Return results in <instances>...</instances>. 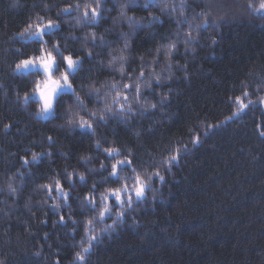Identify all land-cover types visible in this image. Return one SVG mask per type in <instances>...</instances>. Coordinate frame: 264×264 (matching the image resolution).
Listing matches in <instances>:
<instances>
[{
	"label": "trees",
	"instance_id": "16d2710c",
	"mask_svg": "<svg viewBox=\"0 0 264 264\" xmlns=\"http://www.w3.org/2000/svg\"><path fill=\"white\" fill-rule=\"evenodd\" d=\"M262 2L0 0V264H264V106L254 101L236 112L237 97L264 96ZM97 4L98 17L84 18L86 6L90 13ZM209 11L219 23L198 28ZM48 21L58 27L43 37L47 43L21 35ZM171 43L177 47L169 55ZM57 44L63 55L83 60L70 78L78 77L85 107L68 99L43 117L33 95L42 72L16 68L40 56L35 49L59 59ZM121 68L131 76L143 72L147 81L127 101L132 110L92 120L95 135L69 125L70 116L90 119L87 112L106 102L113 112L123 105ZM89 88L100 90L99 99L87 95ZM184 146L171 170L164 168L161 161ZM107 148L132 161L124 169L161 170L164 177L114 228L86 203L119 186ZM33 153L45 155L34 161ZM57 180L67 199L55 190ZM86 232L96 239L85 241Z\"/></svg>",
	"mask_w": 264,
	"mask_h": 264
},
{
	"label": "snow or ice",
	"instance_id": "6c2138e0",
	"mask_svg": "<svg viewBox=\"0 0 264 264\" xmlns=\"http://www.w3.org/2000/svg\"><path fill=\"white\" fill-rule=\"evenodd\" d=\"M148 2V0H146V3ZM183 6V5H182ZM209 8L211 7V4L207 5ZM77 8H79V5H76ZM99 7V4H97V7H91L90 9V13L88 10V6H86L85 8V12H84V18H88L89 16H91L92 19H96L99 15L97 8ZM72 5H68L66 8L63 9L64 12H69L71 11ZM260 11H264V2H262L260 4L259 9ZM203 15V13L201 14ZM208 18L205 19L203 21V24L201 25H197L198 28L200 27H204V25H208V24H218L219 20L215 19L212 17L211 12L209 11L207 13ZM153 19H158V17H153ZM185 22H187V20H185ZM58 27L57 24H54L52 21H48L47 24L41 26V25H37L35 30H31V25L29 26L28 29H25L24 33H21L22 36H26L28 39H33V38H38L41 42L43 43H47V41H43V37L48 34L52 29ZM188 37H191V33H188ZM91 38L93 40L96 39V34L92 33L91 34ZM73 39H75V37H73ZM104 38L101 37V40H103ZM187 43V40H186ZM56 50L57 53H59V59H57L56 56L53 55V53L51 51L45 52V50L43 48L40 49H35V51H39L42 54L40 56H37L35 58H29L26 60L21 61L20 64L17 65L16 70L19 71L20 69H27L29 66L32 67H39L43 73L46 76V79H44L42 82L37 80L34 83V88H35V92L39 94V98L42 100V106L40 108L39 111V115L43 116L46 113H50L55 111L56 109L60 108L63 106L64 103L67 102L68 99H74L76 102V105L79 108H84L85 107V101L84 99L81 98V96L76 94V80L78 79V77H76L75 75H72V77L70 78V73H74L76 71V68L78 65H83V60L79 57H77L76 59H73V56L70 55H63L62 53H60V47L59 45H54L53 46ZM125 47H127V44L125 45ZM177 45L176 43H171L168 45V50H169V55H171V53L173 51H175ZM157 51L159 52V49H157ZM87 56L91 57L92 53L91 52H87L86 53ZM62 66L66 67L67 70L62 71L61 72V68ZM120 71L123 73V68L120 69ZM54 72H60V77L57 79L53 78V73ZM141 76H143V72H141ZM79 79H83L82 77H80ZM157 80H159V76L156 77ZM80 88L83 90L86 86L81 83ZM112 87H115V85H113ZM124 88H130L131 86L128 84H124L123 85ZM136 90H137V95H139V85H136ZM60 89H66L68 90V92L71 93V96L68 97H58L57 96V92ZM99 89H94V88H89L87 95L88 96H92L93 93L96 94L97 99H99ZM244 95H248V93H244ZM119 96V94H118ZM25 98H28V94H25ZM118 99V97H117ZM125 100H127V96L125 95L124 97ZM238 101L240 100V97L236 98ZM261 101L264 102V97L261 98ZM251 103V102H250ZM123 105H120V111H123ZM152 108H155L156 105H151ZM241 108H245L247 107L246 105H244L241 101L240 104ZM88 117H90V119H85L83 116H80L78 119L73 115L70 116L68 119V124L75 127H79L80 129H87L92 135H95V127L92 123V120L97 121L98 124L100 123H104L106 122V118L108 116L114 115L113 110L111 108V106L106 102L104 105L103 110H98V111H88L87 112ZM5 127H8L7 125H5ZM48 139L50 141H52V137H48ZM199 142L198 137H195L193 139V144H196ZM96 147L99 148L100 147V142L96 141ZM104 151L106 153H108L109 156H111L113 153H118L117 149L114 148H107L104 149ZM187 151V147L184 146L182 148H178L175 150V154L169 155L167 156L163 161H161V163L164 165V167L170 171L171 170V166L178 162L179 156L182 153H185ZM38 155H45V154H36L33 153V160H37ZM46 155H51V153H47ZM131 155V153H130ZM81 159H85L84 157H81ZM25 163H27V161H25ZM132 161L129 159H125V160H118L116 161V163L111 164V173L110 175L113 177H117L118 176V168L119 167H123L125 165H128L129 167H131ZM106 165L101 164V169H106ZM91 171V170H90ZM133 171L135 172V169H133ZM70 175V174H69ZM153 177H157L160 181L164 180V177L160 174L159 170L154 171L153 173L149 174L147 181H145L144 179L141 178V176L139 174H137L135 176V183L132 186V188H129L127 184L123 185L120 188H116V189H108V192L111 193V195H113L115 197V201L118 202L121 207L127 203L128 207L131 208L133 200H132V194L135 195V197H137L138 199H144L145 198V192L147 190L151 189V183L150 181H152ZM79 179L81 181L85 180V176L83 173L79 174ZM71 184V179H69L68 181ZM42 187L47 188L49 190V192H51L52 189V185H42ZM95 187V186H93ZM55 190L61 195L63 196L65 199H67V196L69 195L68 193L64 192L62 185L60 183L59 180H57L55 182ZM12 191H15V189H12ZM122 194H127V199L125 201V199L122 198ZM102 201H104L102 203V207L101 210L98 213L99 219L103 220L109 213H111L112 211V207L107 203L108 200V196L107 195H103L101 197ZM86 203L92 205L93 207H95V200L94 198H86ZM56 207H59L58 205H56ZM124 213L123 212H118L117 213V218L118 219H122ZM63 217H60V220L63 221ZM95 219V218H93ZM87 223L89 225H91L93 223V220H89L87 221ZM115 221L113 222L112 225H106L107 228H114L115 227ZM96 237L92 236L90 237V242L91 240H95ZM91 246V244H90ZM85 252L88 251V249H84ZM76 258L80 261H83L84 257L81 255V253H77L76 254Z\"/></svg>",
	"mask_w": 264,
	"mask_h": 264
},
{
	"label": "rangeland",
	"instance_id": "374dc122",
	"mask_svg": "<svg viewBox=\"0 0 264 264\" xmlns=\"http://www.w3.org/2000/svg\"><path fill=\"white\" fill-rule=\"evenodd\" d=\"M45 24H47V22H44V23H41L40 25L41 26H43V25H45ZM39 25V24H38ZM36 26L37 25H35V26H33L32 27V29H33V31L35 30V28H36ZM45 52H48V51H45ZM52 53H53V55L55 56V54H54V52L53 51H51ZM42 54V53H41ZM73 59H76V58H73ZM26 60V59H25ZM79 66V65H78ZM77 66V67H78ZM32 70H39V71H41L42 72V78L40 79V81L42 82L44 79H46V76H45V74L43 73V71L39 68V67H32V66H29L27 69H20L19 71L20 72H27V71H32ZM65 70H67L66 68H65ZM64 70V71H65ZM62 72V71H61ZM117 73V72H116ZM115 73V74H116ZM60 74L61 73H57V72H54L53 73V78L54 79H57V78H59L60 77ZM71 74V73H70ZM119 73H117V75H118ZM116 75V76H117ZM116 79L117 80H119L120 79V83H116V84H118V86H119V92H118V94H119V96L117 95V97H118V100H120L121 102H123V103H121V104H123V108L124 109H126V111H129V110H132V109H130L129 107H127L128 105L126 104L127 103V101L128 100H130V99H133V98H135V96H133V95H131L132 93H134V89L136 88L135 86L136 85H139V89H144V91H145V83L144 82H147L146 81V79L144 78V76H141V73H139V74H135V75H133V76H131V75H128L127 73H124V71H123V73L121 72V74L120 75H118L117 77H116ZM140 80V81H137V80ZM112 82V81H111ZM138 82H141V83H138ZM114 84V83H113ZM124 84H128V85H130L131 87V91H127V89L128 88H124L123 87V85ZM129 88V89H130ZM62 91H66V89H60V90H58V92H57V95L60 93V92H62ZM34 97L35 98H37V99H39L40 101H41V104H42V100L39 98V94L38 93H36V92H34ZM125 95L127 96V100H125L124 99V97H125ZM130 96V97H129ZM139 97H141L142 98V101L143 100H145L146 99V94H142V96H137V99L139 98ZM262 97H264L263 95L261 96V97H258V98H256L255 100L254 99H251V98H248V96H244L243 97V99H241V100H239V102L237 103L238 104V110L236 111L237 112V115H239V114H242L245 110H247V108L253 103L254 104V101L255 102H259V104L260 105H262V106H264V102H262L261 101V98ZM241 101H242V103L244 104V105H246L247 107H245V108H241L240 107V104H241ZM102 102V101H101ZM251 102V103H250ZM117 105H118V103H117ZM114 106H115V104H114ZM148 106H150V104H145V107H148ZM121 111H120V105L118 106V108H116V106L114 107V116H120L119 114H123L122 112L120 113ZM53 112H50V113H46L45 115H43V117H48V116H50L51 114H52ZM178 148H182V147H178ZM177 148V149H178ZM114 154H117V153H113L111 156H109V157H111L112 159V162L113 163H116V161H118V160H125L126 158H124V157H122V155H114ZM126 166H128V165H125V166H123V167H119L118 168V173L119 172H121L122 171V175H119L118 174V176L117 177H119L118 178V180H120V183H119V186L117 187V188H120V187H122L123 185H125V184H127L128 185V187L129 188H132V186L134 185V183H135V176L137 175V174H139L140 176H141V178L142 179H144L145 181H147V178H148V176H149V174H151V173H138V172H135L134 174H133V170L132 171H128V170H126V169H124ZM165 168V167H164ZM160 172H162L161 170H159ZM161 175H162V173H160ZM163 176V175H162ZM154 179H158L157 177H153V179H152V181H150V183H151V189L150 190H147L146 192H145V198L144 199H138L137 197H135V195L134 194H132V200H133V203H132V205L134 204V203H137V202H143V201H146L147 200V198L148 199H150V197L151 196H153L155 193L152 191V186H153V184H154ZM159 180V179H158ZM159 182L160 183H162V181H160L159 180ZM148 194H149V196H148ZM103 195H107L108 196V200H107V203L112 207V211H111V213H109L102 221H104L103 222V224H104V227H106V225H111L112 224V222H114V221H116V220H119L118 218H117V213L118 212H123L124 214H126L127 213V211L130 209L129 207H128V205H127V203H125L122 207H121V205L118 203V202H116L115 201V197L113 196V195H111V193H109L108 191H106V193L105 194H103ZM101 197H102V195L101 194H99V199L98 200H96L95 201V203H97V205H95V207H93L94 208V211H96V214H95V217H96V219L97 218H99V216H98V213H99V211L101 210V207H102V203L104 202V201H102V199H101ZM122 198L123 199H125V201H126V199H127V194H122ZM64 200V199H63ZM89 205V204H88ZM98 207V208H97ZM132 207V206H131ZM86 227H88V226H86ZM88 229V228H87ZM89 229H92V228H90L89 227ZM86 235H87V238H86V240L85 241H89L90 242V236L88 235V232H86Z\"/></svg>",
	"mask_w": 264,
	"mask_h": 264
}]
</instances>
